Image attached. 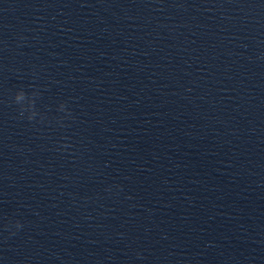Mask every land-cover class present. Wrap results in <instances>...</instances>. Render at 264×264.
Returning <instances> with one entry per match:
<instances>
[{"label": "water", "instance_id": "water-1", "mask_svg": "<svg viewBox=\"0 0 264 264\" xmlns=\"http://www.w3.org/2000/svg\"><path fill=\"white\" fill-rule=\"evenodd\" d=\"M99 264H264V0H114Z\"/></svg>", "mask_w": 264, "mask_h": 264}]
</instances>
